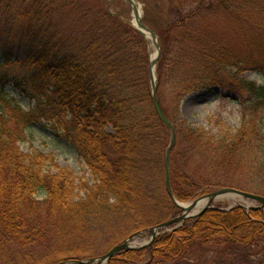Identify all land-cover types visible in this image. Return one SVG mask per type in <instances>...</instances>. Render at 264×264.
I'll return each mask as SVG.
<instances>
[{
  "label": "trees",
  "instance_id": "16d2710c",
  "mask_svg": "<svg viewBox=\"0 0 264 264\" xmlns=\"http://www.w3.org/2000/svg\"><path fill=\"white\" fill-rule=\"evenodd\" d=\"M165 1V28L153 31L161 46L157 96L177 134L175 197L187 202L226 187L264 196V84L244 75L264 73V0ZM73 2L22 0L15 34L9 26L17 3L0 5L7 37L0 36V65L26 71L14 85L36 101L24 110L0 81V264H77L97 257L99 243L111 248L182 213L166 191L171 132L153 98L148 39L108 10L69 26L61 8L80 10ZM152 7L145 8L149 27ZM209 14L235 23L255 55H234L208 31ZM210 87L246 97L236 130L224 122L208 130L182 117L183 99ZM44 119L64 130L92 175V186L80 180L77 200L69 174L45 170L52 154L20 148L27 129ZM225 208L216 205L108 264H184L196 251L219 256L217 264H264V206Z\"/></svg>",
  "mask_w": 264,
  "mask_h": 264
},
{
  "label": "rangeland",
  "instance_id": "374dc122",
  "mask_svg": "<svg viewBox=\"0 0 264 264\" xmlns=\"http://www.w3.org/2000/svg\"><path fill=\"white\" fill-rule=\"evenodd\" d=\"M21 1L22 0H0V5H5L8 3H17V6L11 10V17H14L17 11L15 9H18ZM75 3L77 5V8L80 10L70 9L69 11H67L61 8L63 14L62 19L66 21L69 26L75 25L76 27V25H79V23L81 22L80 18L84 14L86 15L90 14L95 18L94 12L100 10H108L109 13L112 16H114L116 20H118L119 22L121 21V23L128 22L132 26L135 24L134 9L132 4L128 0H74L72 4L74 5ZM135 4L138 7V9L142 11L143 23L150 30L158 31L159 29L165 28L166 18L168 16L165 15V13L166 14L168 13V8L165 0H136ZM146 4L153 6L149 10L150 17L152 19L151 20L152 24L150 25V27L144 22V17L146 13V9H145ZM158 5H160V7H158ZM162 11H164V18L162 16ZM4 16L5 15L3 14L0 15V19L2 21L0 23L1 25L0 36L3 37L2 38L3 41L7 39V37H4L2 35V31L5 28ZM217 16L218 15L209 14L208 16L205 17V21L208 20L207 21L209 25L208 31L211 32V34L220 38L223 42H225V44H227L228 47H230V49L233 51L234 55L235 53H239L247 57H249V55L254 56L255 54L253 48L250 46L248 40H245L241 36H239V29L235 27V23L233 25V23L231 22H225L223 17H217ZM13 20L14 22L12 23V25L9 26V28H11L15 34L19 31L20 26L22 24H20L19 19L15 20V17L13 18ZM76 31L78 30L76 29ZM147 39L149 41V46H150L149 49H150V61H151V59L155 57L152 56L153 54L157 56V49L152 39L151 38H147ZM157 40L159 42L158 35H157ZM160 55H161V51H160ZM155 73H156V67H155ZM244 75L248 80L256 81L259 84H264V73L262 72L247 71L245 72ZM25 76H26V71L16 66L0 65V81L3 82L5 81L4 90L6 94L10 97H13L24 110L31 111L35 108L36 101H33L27 96H25V94H23L20 91V89H18L14 85L15 83L14 80H21ZM150 76H151V72H150ZM0 91H1V84H0ZM247 105H248V101H246V97L241 98L239 96H236L230 87H226V88L210 87L207 89H201L199 91L187 95L183 99L181 104V115L183 118H185L192 124L196 126L205 127L208 130L214 129V131H216L219 128L220 122H224L230 127H232L234 130H236L241 125V118L246 110ZM55 123L56 122L54 121H49L44 119L40 123L33 124L30 128L27 129L26 140L19 143V145L21 150L27 154H33L36 152H40L42 154H52L55 158V161L52 164L53 166L47 163L45 165V170H50L53 173L69 174L71 176L70 178H72L74 181V193L76 194L75 199L77 200L84 196L83 190H81L78 187L80 180H82L81 182L87 183L89 186H92L93 185L92 175L88 171L87 166L80 158L75 148L63 136L64 130L58 128V125ZM108 130L111 131V128L108 127ZM201 196L202 194L199 195L198 197ZM39 199L42 200L44 199V197L39 196ZM192 201H187L185 203H190ZM237 204L248 207L249 209L257 207V205H260L259 203L253 200L242 199L241 197H222L216 200L213 203V206L215 207L216 205H222L228 209L230 207H235V205ZM169 231L172 230L164 229V231L162 232L160 231L161 232L160 234ZM140 232L142 231H139L137 233ZM142 233L143 234H140V236H136L135 233L132 237H129L130 242L133 244L135 243L136 245L150 242L151 234L149 233L148 229L147 231H144ZM97 247H98L97 251L99 252V255L105 254L112 248V247L105 248L104 243L97 244ZM88 259L90 258L82 259V260H88ZM220 260L221 258L219 256L216 257L212 252L199 253L198 251H196L194 256H192V258L189 261L188 260L185 261L184 264H217L218 261Z\"/></svg>",
  "mask_w": 264,
  "mask_h": 264
},
{
  "label": "water",
  "instance_id": "95a60500",
  "mask_svg": "<svg viewBox=\"0 0 264 264\" xmlns=\"http://www.w3.org/2000/svg\"><path fill=\"white\" fill-rule=\"evenodd\" d=\"M128 1L133 6L134 16L137 15V13H139L138 7L136 6L133 0H128ZM134 26L143 35H145L148 38H151L157 49V56L155 55V57L152 58L150 61L152 93H153V98H154L155 106L157 109V113L159 117L161 118V120L169 127L170 132H171V140H170V144L167 148L166 156H165V170H166L165 185H166V191L168 195L171 197L174 203L181 209L182 213L163 223H160L158 225H155L149 228L148 231L151 234V241L148 243L136 245L135 243L134 244L131 243L130 238H129L124 243L113 246L105 254L94 257V258H90L88 260H78L76 261L77 264H108L110 260L120 252L132 250V249L147 248L153 243L157 235H159L162 231H164V229L165 230L178 229L187 220L201 216L208 209H213L214 208L213 203L222 197H241L242 199L253 200L259 203L260 205L264 206V196L242 191V190L235 189V188H229V187L217 189L207 194H204L190 203H184V202H180L179 200H177V198L175 197L173 193L171 181H170V157H171V152L176 145V140H177L176 128H175L173 121L164 113L161 103L157 96V84L158 83H157V76L155 73V67L158 61L157 59L160 55V45L157 40V35L143 23L142 16L138 18L137 24H134ZM231 208L232 207L228 209H231ZM246 208L249 209L248 207ZM140 234H143V233L140 232V233H136L135 235L140 236ZM71 263L72 262L67 261V262H62L61 264H71Z\"/></svg>",
  "mask_w": 264,
  "mask_h": 264
},
{
  "label": "bare ground",
  "instance_id": "6f19581e",
  "mask_svg": "<svg viewBox=\"0 0 264 264\" xmlns=\"http://www.w3.org/2000/svg\"><path fill=\"white\" fill-rule=\"evenodd\" d=\"M134 3L136 0H133ZM142 16V11L139 9V13H137V15L134 16V23L137 24L138 18H140ZM153 57L155 56V54L152 55ZM204 205V204H203Z\"/></svg>",
  "mask_w": 264,
  "mask_h": 264
}]
</instances>
